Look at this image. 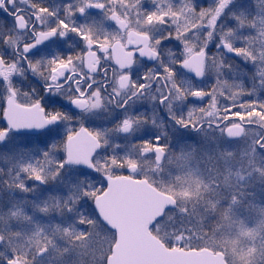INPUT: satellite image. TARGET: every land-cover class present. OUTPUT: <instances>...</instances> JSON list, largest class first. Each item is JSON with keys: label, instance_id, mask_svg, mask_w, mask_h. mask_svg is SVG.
<instances>
[{"label": "snow or ice", "instance_id": "snow-or-ice-1", "mask_svg": "<svg viewBox=\"0 0 264 264\" xmlns=\"http://www.w3.org/2000/svg\"><path fill=\"white\" fill-rule=\"evenodd\" d=\"M122 184L164 264H264V0H0V264H124Z\"/></svg>", "mask_w": 264, "mask_h": 264}, {"label": "water", "instance_id": "water-1", "mask_svg": "<svg viewBox=\"0 0 264 264\" xmlns=\"http://www.w3.org/2000/svg\"><path fill=\"white\" fill-rule=\"evenodd\" d=\"M113 210L125 228L124 264H164L172 253H165L141 230L142 219L154 209L153 200L140 190L122 184L113 200Z\"/></svg>", "mask_w": 264, "mask_h": 264}]
</instances>
